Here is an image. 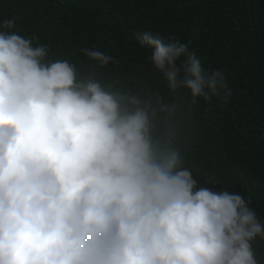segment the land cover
Masks as SVG:
<instances>
[{
  "label": "clouds",
  "instance_id": "clouds-1",
  "mask_svg": "<svg viewBox=\"0 0 264 264\" xmlns=\"http://www.w3.org/2000/svg\"><path fill=\"white\" fill-rule=\"evenodd\" d=\"M134 38L172 100L105 82L99 50H83L85 71L0 31V264H264V221L198 185L169 123L180 97L227 103L222 73L174 37Z\"/></svg>",
  "mask_w": 264,
  "mask_h": 264
},
{
  "label": "trees",
  "instance_id": "trees-1",
  "mask_svg": "<svg viewBox=\"0 0 264 264\" xmlns=\"http://www.w3.org/2000/svg\"><path fill=\"white\" fill-rule=\"evenodd\" d=\"M5 20L14 27L4 29ZM0 31L30 38L52 60L85 71L94 62L83 50H99L114 61L100 70L105 82L168 100L153 50L134 37L151 31L186 44L206 71L222 73L231 97L194 106L175 100L181 108L169 123L183 166L199 186L242 194L264 221V0H0ZM255 248L264 262V243Z\"/></svg>",
  "mask_w": 264,
  "mask_h": 264
}]
</instances>
